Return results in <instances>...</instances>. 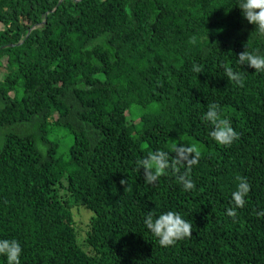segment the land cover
Wrapping results in <instances>:
<instances>
[{"label": "trees", "instance_id": "16d2710c", "mask_svg": "<svg viewBox=\"0 0 264 264\" xmlns=\"http://www.w3.org/2000/svg\"><path fill=\"white\" fill-rule=\"evenodd\" d=\"M59 1L0 0V264H264V0Z\"/></svg>", "mask_w": 264, "mask_h": 264}, {"label": "water", "instance_id": "95a60500", "mask_svg": "<svg viewBox=\"0 0 264 264\" xmlns=\"http://www.w3.org/2000/svg\"><path fill=\"white\" fill-rule=\"evenodd\" d=\"M61 1H62V0L59 1V4H60ZM44 23H45V20H44Z\"/></svg>", "mask_w": 264, "mask_h": 264}]
</instances>
